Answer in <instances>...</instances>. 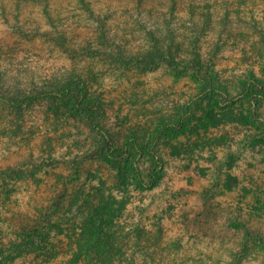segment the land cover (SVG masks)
<instances>
[{"label":"rangeland","instance_id":"rangeland-1","mask_svg":"<svg viewBox=\"0 0 264 264\" xmlns=\"http://www.w3.org/2000/svg\"><path fill=\"white\" fill-rule=\"evenodd\" d=\"M168 43L213 64L210 85L228 101L248 78L264 82V0H0V229L17 228L61 185L51 264L69 262L99 201L124 264H264V100L199 98L202 82L162 60ZM73 79L102 111L99 124L48 95L20 108L6 100ZM181 120L182 132L154 141ZM99 125L117 150L129 142V160L91 158ZM144 147L161 163L149 192L133 175L154 179V159L135 154Z\"/></svg>","mask_w":264,"mask_h":264},{"label":"trees","instance_id":"trees-1","mask_svg":"<svg viewBox=\"0 0 264 264\" xmlns=\"http://www.w3.org/2000/svg\"><path fill=\"white\" fill-rule=\"evenodd\" d=\"M169 3L175 6V0H169ZM158 48H160L158 49L160 52H157H159L164 58L161 59L168 60V64L172 66V69L177 76H184L191 73L197 80L202 82V88L200 89L198 96L199 98L200 96H207L214 93L217 98L216 102L222 106H226V104L232 102L237 96L248 98L250 101L253 100L257 105L264 100V82L251 77L242 82L243 88L239 91V95L233 96L226 101L227 92L224 91V93H219L216 91V88H213V86L210 85L213 81V75L211 73L214 69V65L205 62L198 52L190 51L187 55L181 50V53L175 52L172 54L170 53L171 43L166 45L163 44V47L159 46ZM163 52H168L169 55H166V53L163 54ZM84 93V82L80 79H73L66 81L61 87H58L53 91H44L43 93H41V90L36 91L35 93L22 92L20 94L18 93L20 96L18 94L15 95V97H13L14 99L11 95H6L8 96L6 100L15 108H20L22 107V104H29L30 100H40L45 97V95H48L46 98L59 103L69 104L73 109L84 113L88 120H93L94 124H96V122L99 124L100 119L103 118L102 111H94L93 103H87L84 101ZM0 94L1 96L4 95V93L1 92V88ZM257 105H255L254 109ZM187 111H191L190 114H194V110L191 106L187 107ZM95 113L98 115L96 116ZM182 120L176 124L177 126H171V129L169 130L164 128L163 131L160 130L157 132L154 141L157 139L160 140V137L164 132L167 133L163 137L165 139H170L179 132H182V127H184ZM98 127L102 132L101 138L103 141L100 147L93 151L91 158H99L100 160L107 159L116 164L122 163L127 159L129 160L131 158V152L130 149L126 147L129 142L125 141V145H123L120 150H117L114 146H110L113 145L111 144V133L100 125ZM174 128H176V132L174 131ZM154 141L151 142L150 145H154ZM141 149L142 150L139 149L135 153L136 156H138V159H142V157L146 155L149 157L150 161L154 159L155 167L157 168L152 174H150L154 179H149L150 183L146 184L140 169L135 167L133 170V175L135 176L134 182L141 192H149L159 184L161 173V171H159L161 169L159 165H161V163H158L157 159L159 158L156 154L151 153L148 149L145 150V147L144 149ZM156 177H158V179H155ZM64 189L65 187L60 185V187L57 188L55 196L52 198L50 197L47 204H42L34 212L30 213L28 220L23 221L17 228L12 227L10 233L0 229V264L52 263L51 261L54 260L56 256H51V252H53L56 247L55 245L49 244V240L54 237L55 231H58V235L63 232V229H61V227H63L61 218H57L58 220L53 223L54 219H52V216L55 209L62 203L63 194L61 195V193H63ZM7 194L8 193H5V196ZM2 198V195H0V206L5 208L4 204L6 198ZM90 202L91 201H88L86 204L89 205ZM110 210L111 207L109 204L107 207V204L105 206V204L100 201L97 204L92 203V208H89L86 212V225L81 227L80 234L76 237L75 243L72 246V256L66 264H124L120 258L122 248L119 247L116 242H113L114 237L111 232L113 216H109L111 213ZM6 220H10V218H7ZM59 222H61V224H59ZM102 256H107V259L104 260Z\"/></svg>","mask_w":264,"mask_h":264}]
</instances>
